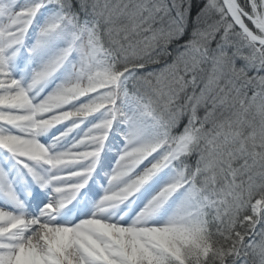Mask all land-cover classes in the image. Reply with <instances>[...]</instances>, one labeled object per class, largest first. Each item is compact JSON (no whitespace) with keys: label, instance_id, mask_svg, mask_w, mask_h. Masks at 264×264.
Masks as SVG:
<instances>
[{"label":"snow or ice","instance_id":"obj_1","mask_svg":"<svg viewBox=\"0 0 264 264\" xmlns=\"http://www.w3.org/2000/svg\"><path fill=\"white\" fill-rule=\"evenodd\" d=\"M0 264H264V0H0Z\"/></svg>","mask_w":264,"mask_h":264}]
</instances>
